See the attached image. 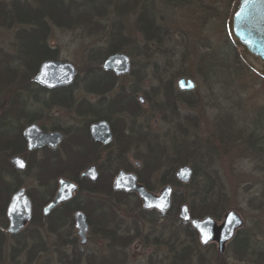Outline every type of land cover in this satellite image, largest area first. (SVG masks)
I'll return each mask as SVG.
<instances>
[{"label": "rangeland", "instance_id": "374dc122", "mask_svg": "<svg viewBox=\"0 0 264 264\" xmlns=\"http://www.w3.org/2000/svg\"><path fill=\"white\" fill-rule=\"evenodd\" d=\"M101 1L104 5V13L100 8V14L92 12L95 21L101 25L99 30L90 29L91 25L76 29L52 26L49 41L59 51L58 60L70 61L78 70L77 84L65 93H72L75 99L85 98L96 102L97 96L83 89L84 74L87 70H92L91 64H95L94 61L88 60V56L91 48L95 46L97 47L95 57L101 58L99 50L103 53L107 45L112 44V32L115 31L116 24H120L127 42L122 51L129 55L132 70L135 71L134 74L121 76L115 88L117 89L120 84L124 85V88L128 85L139 88L136 100L142 96L144 102L138 101L142 110L140 117L136 120V126L149 128L150 132L158 135L164 144L163 155L166 157L174 154L172 145L174 143L184 147L191 145V141H195L201 148H209L210 160L224 182L228 196V206L224 213L230 209L238 211L244 221L242 227H246L247 232L254 233L258 241H264V156L247 150L246 144L249 131L264 122V75L255 70L242 56L241 49L233 44L244 63L236 57V51L231 44L232 40L228 36L225 24L227 13L234 0ZM101 1L96 0V5H100ZM125 6L127 8L124 10ZM141 16L145 19L151 18L165 29L162 34L165 37L162 43L156 42L155 38L147 43V54L144 53L146 51L145 36H150V33L142 28ZM166 38L168 42H165ZM12 41L13 28L0 25V45L14 52ZM179 77H190L195 83V88L185 91L181 97H177L176 94L180 90L177 86ZM4 85L2 83L0 86L4 89ZM168 85L174 91L170 94V101L175 113L170 108L163 113L159 111V108L152 107L151 101L147 99L149 97L165 99V93H160L158 97H154L151 93L156 90L164 92V88ZM18 86V83H14L11 86L12 91L18 89ZM31 87L35 88L36 85ZM6 93L0 90V117L9 107V102H6ZM13 93H10V96ZM40 95L42 98H47L51 93H40ZM38 107L39 104L30 97L23 110L33 115L38 112ZM18 108L19 105L15 110ZM83 119L76 116L70 106L68 108L52 106L43 110L42 117L34 122L41 126L44 124L48 128L56 123L76 128L82 125ZM28 123L25 122L23 115L19 118L8 115L0 126V131L7 134L16 133L21 125L24 127ZM178 125L185 129V134L177 133ZM115 149L112 146L108 151L102 150L99 155L92 153L98 160L95 163H100L107 155L106 152ZM43 153L37 152L34 159L42 157ZM194 157L196 156L192 159L196 164L202 163ZM147 158L148 152L144 144L136 145V142H133L124 157L115 162V173L113 170H104L106 167L103 166V177L113 174V178L119 169L127 166L139 172L151 185V191L154 193H158L165 184L172 185L168 183L171 176L163 174L162 169L156 168L150 172ZM189 161L187 164L191 166L192 160ZM136 162L139 163L138 166L135 165ZM35 170L34 166L26 168L18 177L27 191L34 188L37 197L42 200V196L47 194V186L37 188ZM48 186L52 187L56 184L49 182ZM172 187L173 190L177 189L183 197H188L191 192L190 188L174 185ZM82 193L78 198L79 202H82ZM131 194L128 193L119 201L116 207L117 213L113 218L114 227L118 231L121 228L133 235L132 241L125 249L127 261L124 264H167L172 255L170 246L181 249L183 244L190 245L193 241L186 236L176 216L170 214L160 221L157 220L153 225L155 229L151 232L150 224H139L138 220L143 216L137 208L136 197ZM99 199L113 211L110 202L116 201L114 197ZM95 217L96 215H90L92 221L96 220ZM136 224L139 226L138 234H141L142 238L134 234ZM6 228L7 224L4 230L6 237L1 264H67L61 262L59 257L63 259L65 255L79 252L85 259L88 253L107 252L106 239L99 231L93 232L92 225L89 228L87 243L80 245L73 223L74 235L77 238L76 245L68 243L67 238L61 239L54 232L48 233L44 236L47 253L29 256L23 252L13 259L9 246L15 241L8 237ZM149 232L152 234V240L144 241L143 237H147ZM195 243L196 254L188 258L186 264H264L259 260L242 261L227 246L224 253L219 255L216 245L203 247L197 238ZM77 264L91 263L84 260Z\"/></svg>", "mask_w": 264, "mask_h": 264}, {"label": "trees", "instance_id": "16d2710c", "mask_svg": "<svg viewBox=\"0 0 264 264\" xmlns=\"http://www.w3.org/2000/svg\"><path fill=\"white\" fill-rule=\"evenodd\" d=\"M95 2L96 0H0V25L10 29L13 28L12 46L14 51L6 50L4 46L0 45V85L5 84L4 89L0 86V90L1 92H7L6 102H9L7 112L4 111V114L0 117V126L5 122L8 115H14L17 118L23 115L26 123L33 122L42 117L43 110L52 106L65 108L70 106L76 116L84 118L82 125L76 128L58 123L48 128L42 124L44 129L61 130L65 134V138L59 148L44 151L43 156L36 159L37 161L34 159L35 152L30 153L26 150L21 135L22 125L16 133L7 134L0 131V264L3 260L6 237L4 233L7 224L6 206L11 194L22 186V181L18 177L20 172L10 164L9 156L14 154L25 155L28 159L27 169L33 166L36 169L37 188L43 185L47 186V194L42 196V200H39L34 188L28 189V194L33 203L32 219L17 236H8L15 241L14 244L9 246L11 257L15 259L19 253L23 252H26L29 256L47 253L44 236L53 232L61 239L67 238L68 243L76 245L77 238L74 235L72 213L76 209L84 210L82 202H79L78 198L85 189L84 180L80 178L79 173L89 163L98 162L97 157L86 149V147H90L86 145V142L90 144L89 139L87 140L89 123L99 118L107 119L114 133L112 143L105 146L104 149L108 151L112 146L116 149L106 152L107 155L98 164L100 176L96 183L90 184L91 192L97 195V199L92 201L96 203L94 206L97 207L98 214L95 221H92L90 217H88V221L90 226H94L93 232L98 233L99 231L103 234L106 239L107 252L103 254L88 253L85 259L81 253L77 252L69 256L65 255L63 259L59 257L61 262L77 264L85 260L91 264H124L127 261L125 249L132 241L133 235L128 231L121 230L119 227H117L119 228L118 231L114 227V221L112 224V220L115 213L99 198L112 196L116 201H120L127 196L123 192H113L110 189V184L102 187L100 183L111 182L113 174L103 177V171L113 170V173H115V162L124 157L125 152L133 142H136V145L144 144L148 152L146 160L150 172L156 170V168L162 169L163 174L171 176L168 183H172L176 187L191 189L188 197H183L177 189L173 191L172 206L167 215L177 216L179 205L186 203L192 217L211 215L219 220L222 218L226 206H228L225 184L212 165L209 148H201L195 141H191V145L184 147H179L174 143L172 144L174 154L166 157L163 155L164 144L160 141L158 135L150 132L149 128L136 126V120L140 117V111L142 110L141 105L136 100L139 88L130 85L124 88L125 86L120 84L116 89L115 84L120 77H117L111 71L103 70L101 67V63L108 54L122 51L127 43L120 24L117 23L115 31L112 32V44L107 45V49L103 53L99 50L101 58H99L100 56L95 57L97 48L95 46L91 48L88 56V60L94 61L95 64H91L92 70H87L84 74L83 89L87 93L95 94L97 96L96 102L85 98L75 99L72 93H65L77 84L78 79L69 87L54 90H47L33 81L32 76L37 72L38 66L43 60L58 59L59 51L49 41L52 26L76 29L82 28L84 25H91L90 29L99 30L101 25L98 21H95L93 13L100 14V9L104 13V5L102 1L100 5H96ZM127 6L123 9L125 10ZM146 19L141 16L142 28L150 33V24L145 23ZM151 26L153 36L159 37L158 30L162 29L161 26L159 24ZM231 44L236 51L238 60L244 63L237 48L232 42ZM99 60L101 61L99 62ZM134 71L131 69L129 74H134ZM14 83H18L19 86L18 89L12 91L11 86ZM32 85H36V87L32 88ZM12 92L14 93L10 96ZM46 92H50L51 95L42 98L40 93ZM152 92L151 95L154 94V97H158L160 93L166 95L165 99L160 100L150 98L147 94L149 97L147 99L151 101L152 107L159 108V111L163 113L170 108L175 113L170 101V94L174 92L171 86L168 85L167 88H164V92L158 90ZM184 92L179 90L176 93L177 97L183 96ZM30 97H33L34 102L39 104L38 112L33 115L23 110ZM17 105H19V108L15 110ZM176 131L179 135L185 134V129L180 125L177 126ZM174 137L173 134V139ZM246 144L247 150L264 156V122L249 131ZM193 156H196L202 163L196 164L192 159ZM189 160H192L193 177L188 184H182L175 178L174 172L177 167L190 162ZM103 166L106 169L102 171ZM124 169L130 168L126 166ZM60 176L75 181L78 184V190L72 200L57 207L49 216L44 217L41 214V206L52 197L56 188V186L51 187L48 184L49 182L56 184V179ZM139 180L145 183V179L140 173ZM145 185L149 190H152L151 185L148 183H145ZM137 205L139 212L143 214L153 212L142 209L139 201H137ZM182 226L186 236L193 242L190 245L183 244L181 249L170 246L172 255L167 264H186L189 255L194 252L196 232L188 224ZM254 235V233L247 232L246 227H242L236 232L227 247L242 261L259 260L264 262V241H258ZM199 257L202 259L201 255Z\"/></svg>", "mask_w": 264, "mask_h": 264}, {"label": "water", "instance_id": "95a60500", "mask_svg": "<svg viewBox=\"0 0 264 264\" xmlns=\"http://www.w3.org/2000/svg\"><path fill=\"white\" fill-rule=\"evenodd\" d=\"M227 31L233 44L241 49L246 61L261 73L253 63L264 68V0H234L227 21ZM102 68L113 72L116 76H123L130 73L132 63L127 53L115 51L104 58ZM77 74L76 66L70 61L46 59L39 64L33 81L46 89H58L72 85ZM177 86L180 90L190 91L195 88V83L190 77H180L177 80ZM138 101L143 103L144 98L139 96ZM89 131L93 139L105 145L113 140L110 123L105 118L92 122ZM21 135L26 141L28 151L44 146L55 149L64 139L60 130H44L36 122L26 125ZM9 162L18 171H23L27 167L26 159L20 154L12 155ZM174 175L182 184H188L193 177V169L190 165L183 164L175 170ZM80 177L96 181L98 179L96 166L90 165L85 168L80 173ZM112 189L135 192L142 202V208L146 210L154 209L160 213H166L172 206L173 187L170 184H165L158 193H154L138 183V177L134 172L120 169L114 176ZM76 190L77 184L73 180L64 176L58 177L54 195L41 208L42 215H48L59 205L71 200ZM5 216L7 218L6 232L11 236L18 235L31 221L32 200L25 187H19L11 194ZM178 217L184 222H190L202 246L216 242L219 255L224 253L227 243L233 239L244 223L241 215L234 209L225 212L220 222L211 215L193 218L186 203L179 206ZM73 220L79 244L85 245L89 229L85 213L82 210H76L73 213Z\"/></svg>", "mask_w": 264, "mask_h": 264}, {"label": "flooded vegetation", "instance_id": "af4514ba", "mask_svg": "<svg viewBox=\"0 0 264 264\" xmlns=\"http://www.w3.org/2000/svg\"><path fill=\"white\" fill-rule=\"evenodd\" d=\"M231 7H232V5H231ZM230 11H231V8H230V10H229V12L227 13V17H226V19H225V24L227 25V19H228V17H229V14H230ZM146 24H150V36H145V38H146V41H145V48H146V51L144 52L145 54H147L148 53V46H147V43L149 42V41H152V39L153 38H155V40H156V42H158V43H162V41H163V38H165L162 34L165 32V29H161V30H158V32L160 33V36L159 37H156V36H153V34H152V31H153V29H152V26L151 25H153V24H158V23H156V22H154V21H152L151 20V18H148V19H146V22H145ZM226 28V27H225ZM148 33V32H147ZM166 35V34H165ZM165 42H168V38H166V41ZM182 43H183V41H182ZM185 43V42H184ZM141 48V47H140ZM118 77H120V76H118ZM180 78V77H179ZM178 80V79H177ZM182 91V90H181ZM99 119H101V118H99ZM96 120H98V119H96ZM96 120H94V121H96ZM94 121H92V122H94ZM91 122V123H92ZM30 123H32V122H29L28 124H30ZM91 123H89V125H88V133H87V136H88V138H87V140L89 139V142H90V144L88 143V142H86V145L87 146H90V147H86V149L89 151V153H93V154H97L98 153V155H99V153H101V151L102 150H104V147L105 146H107V145H109V144H103L102 142H100V141H97V140H95V139H93L92 137H91V135H90V131H89V126H90V124ZM110 123V122H109ZM27 124V125H28ZM111 126V125H110ZM25 127V126H24ZM23 127V128H24ZM44 129V128H43ZM23 130V129H22ZM44 130H49V131H51V130H53V129H44ZM57 130V129H56ZM111 130H112V128H111ZM61 131V130H60ZM22 132V131H21ZM113 132V131H112ZM63 135H64V138H65V134L63 133ZM23 138V137H22ZM113 139H114V133H113ZM23 140H24V138H23ZM64 140V139H63ZM113 141V140H112ZM112 141H111V143H112ZM24 142H25V147H26V141L24 140ZM62 143V142H61ZM61 145V144H60ZM60 145L58 146V148L60 147ZM55 150V149H57V148H55V149H52V148H49V147H47V146H44V147H42V148H39V149H36V150H33V151H28L27 150V147H26V150H27V152H35V154L37 153V152H44V151H46V150ZM23 156V155H22ZM25 159H26V161H27V166H28V159L25 157V156H23ZM99 163H95V162H91V163H89L87 166H85L84 167V169L85 168H87L88 166H90V165H95L96 166V168H97V171H98V178H99V176H100V170H99V165H98ZM138 162H136L135 163V165L136 166H138ZM84 169H82L81 171H80V173L84 170ZM121 169H123V170H125V171H127V172H134L136 175H137V177H138V183H140V184H143L145 187H146V185H145V183L147 184V182L146 181H144L145 183H143L142 181H140L139 180V172H137L136 170H134L133 168L132 169H124V168H121ZM120 170V169H119ZM118 170V171H119ZM23 171H25V170H23ZM23 171H20V172H23ZM80 173H79V176H80ZM117 174V173H116ZM115 174V175H116ZM114 175V176H115ZM114 176H113V178H112V180H111V182L109 183V182H103V183H100V185H102V187L103 186H105L106 184H110V189L113 191V192H115V193H121V192H123V191H114L113 189H112V183H113V179H114ZM80 178H82V177H80ZM83 180H84V187H85V189H84V191H83V193H82V205H83V207L85 208L84 210L83 209H79V210H82L84 213H85V215H86V218H87V221H88V217H90V215H97L98 214V212H97V207H95L94 206V204H96V203H94L92 200H96L97 199V195L96 194H93L92 192H91V189H90V184L91 183H96L97 182V180L96 181H91L90 179H88V178H82ZM75 182V181H74ZM76 183V182H75ZM77 184V183H76ZM56 188H57V185H56ZM56 188H55V191H56ZM98 189H99V186L97 187ZM147 188V187H146ZM148 189V188H147ZM77 190H78V184H77ZM77 190H76V192H77ZM149 190V189H148ZM55 191H54V193H55ZM150 191V190H149ZM76 192L74 193V196H75V194H76ZM123 193H126L127 195H128V193H132L131 195H134L135 197H136V201H139L140 202V206H141V208H142V202H141V200H140V198L138 197V195L135 193V192H123ZM54 195V194H53ZM52 195V196H53ZM73 196V197H74ZM110 197H112V196H110ZM109 197V198H110ZM73 199V198H72ZM71 199V200H72ZM107 200L108 201H110L108 198H107ZM70 201V200H69ZM69 201H67V202H69ZM67 202H65V203H67ZM91 203H93V204H91ZM112 203V206H113V212L115 213V215H116V213H117V208L116 207H118V205H119V200H117V201H115V202H110V204ZM64 204V203H63ZM63 204H61V205H63ZM61 205H59V206H61ZM58 206V207H59ZM57 208V207H56ZM55 208V209H56ZM76 210H78V209H76ZM76 210H74L73 211V213L76 211ZM149 211H153V212H151V213H141L140 212V215H142L143 217L142 218H139V220H140V222H139V220H138V223L139 224H141V223H145V224H150V232H151V230H153V229H155L154 227H153V225H155L154 223L158 220V221H160V219H162V218H165V217H167L168 215H167V212L166 213H160L159 211H157V210H149ZM73 213H72V217H73ZM176 218H177V221H178V223L182 226V225H185V224H188L190 227H191V225H190V222H184V221H182L179 217H178V214H177V216H176ZM194 218V217H193ZM176 220V219H175ZM113 221H114V224H115V220H112V224H113ZM73 223H74V220H73ZM88 224H89V228H90V223H89V221H88ZM138 224H136L135 225V228H136V232H134V234H138ZM192 228V227H191ZM88 232H89V229H88ZM148 232V231H147ZM148 233V235H147V237L145 236V237H143V240L144 241H150V240H152V237H151V233ZM196 232V231H195ZM141 238H142V236H141V234H138ZM77 236V235H76ZM196 238L198 239V242H199V237H198V234H197V232H196ZM196 238H195V241H196ZM87 241H88V233H87ZM78 242H79V240H78ZM199 244H200V242H199ZM211 244H213V245H216V247H217V243L216 242H211V243H209V244H207V245H205V246H208V245H211ZM201 245V244H200ZM202 246V245H201ZM205 246H203V247H205ZM196 249H197V247L196 246H194V252H192L190 255H189V259L190 258H192V256L193 255H195L196 254Z\"/></svg>", "mask_w": 264, "mask_h": 264}, {"label": "bare ground", "instance_id": "6f19581e", "mask_svg": "<svg viewBox=\"0 0 264 264\" xmlns=\"http://www.w3.org/2000/svg\"><path fill=\"white\" fill-rule=\"evenodd\" d=\"M253 65L261 72L264 74V68H262L261 66H257L256 64L253 63ZM40 127L43 129V127L40 125ZM55 209H53L48 215L44 216L47 217L49 216Z\"/></svg>", "mask_w": 264, "mask_h": 264}, {"label": "snow or ice", "instance_id": "6c2138e0", "mask_svg": "<svg viewBox=\"0 0 264 264\" xmlns=\"http://www.w3.org/2000/svg\"><path fill=\"white\" fill-rule=\"evenodd\" d=\"M182 86H183V85H182ZM188 86L190 87L191 85H188ZM18 163H19V162H18ZM21 166H23L22 163H21ZM205 242H206V241H205Z\"/></svg>", "mask_w": 264, "mask_h": 264}]
</instances>
